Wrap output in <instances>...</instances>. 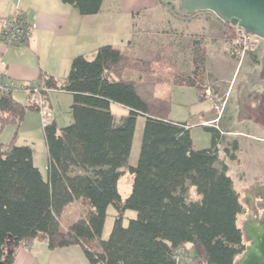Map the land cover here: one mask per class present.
<instances>
[{"label": "trees", "instance_id": "trees-1", "mask_svg": "<svg viewBox=\"0 0 264 264\" xmlns=\"http://www.w3.org/2000/svg\"><path fill=\"white\" fill-rule=\"evenodd\" d=\"M61 1L90 16L101 12L104 0ZM150 60L159 71L105 45L93 60L76 57L62 80L41 76L40 86L73 96V120L63 128L53 120L44 127L47 179L34 163L33 147L15 139L0 143V264H14L18 252L39 237L52 251L81 246L91 264H236L243 255L247 245L238 219L247 210L220 160L221 134L208 128L212 147L195 149L188 124L168 118L178 78L175 59L168 50ZM112 104L128 109V116L118 121ZM30 110L37 111L14 93H1V132L19 126ZM139 116L146 119L141 150L137 165L130 166ZM230 146L225 152L234 161L239 146ZM126 172L134 181L123 200L119 181ZM76 201L82 216L64 228L62 214ZM110 206L116 219L105 241ZM128 210L137 218L125 227Z\"/></svg>", "mask_w": 264, "mask_h": 264}, {"label": "rangeland", "instance_id": "rangeland-1", "mask_svg": "<svg viewBox=\"0 0 264 264\" xmlns=\"http://www.w3.org/2000/svg\"><path fill=\"white\" fill-rule=\"evenodd\" d=\"M147 1L149 2H144L146 5H142L140 0H104L101 25L111 23L114 18L120 29L115 33H103L98 37L99 42L96 46L99 48L112 45L119 48L145 61L152 71H159V66L150 60L151 56L157 54L163 56L164 51H170L177 64V76L181 78L179 83L191 86L186 90L174 88L172 109L168 118L188 124L196 150L212 147L214 134L208 128H228L233 132H241L242 135L238 137L224 136L223 143L225 148H231L230 145L234 142L240 146V160L233 163L227 159V162L231 165L232 177L235 180H238V176H245L244 184L237 185L244 204L246 196L250 195V187L257 182H264V82L259 78V63L264 47L260 53L248 55L240 64L230 26L224 23L226 28L221 32L218 25H222L223 22L214 13L203 11L186 15L179 0H156L154 4L150 3V0ZM95 52L88 54L86 58L93 60ZM188 62L190 67L193 66L190 74L194 77L183 75L190 72ZM165 71L168 72L169 69ZM175 82L178 83V79ZM205 87L211 88L210 94L213 99H206ZM249 93L255 98L249 102V110L246 112L244 105L247 104ZM70 102L73 103V100ZM215 103L219 106L218 109H215ZM111 111L118 121L129 114L128 109L118 104H112ZM68 116L72 122V115L66 113L65 118L61 120L62 127L70 124L67 123ZM214 116L218 117L216 125L212 122L204 124ZM145 121L142 116L137 118L130 166H136L138 163ZM35 151L37 164L47 179L48 174L42 167L44 162L48 161L43 144L37 142ZM133 181L134 176L130 172L121 177L119 192L123 200L130 196ZM81 216L79 201L67 206L61 218L63 227H69ZM115 216L116 211L110 206L102 235L105 241L110 238ZM136 218L137 212L128 210L124 219L125 227L129 225L130 220ZM245 219V215L238 219L241 229ZM10 242L11 240L9 246ZM48 250H50L48 242L44 237L36 239L28 248V252L37 258L36 264H46Z\"/></svg>", "mask_w": 264, "mask_h": 264}, {"label": "crops", "instance_id": "crops-1", "mask_svg": "<svg viewBox=\"0 0 264 264\" xmlns=\"http://www.w3.org/2000/svg\"><path fill=\"white\" fill-rule=\"evenodd\" d=\"M140 1H142V5H146L144 2H149L147 0ZM151 2L154 4L156 0H150ZM19 12L24 14L35 28L27 46L6 48L0 43V75L14 82L20 89L32 84H40L41 76L58 80L64 79L69 74L72 62L76 57H86L98 49L96 45L99 42V36L107 32L115 33L116 30L120 29L115 24L116 20L114 18L110 21L111 23L101 25V16L103 15L101 12L97 15L83 16L76 8L63 3L61 0H0V33L6 21ZM221 24L218 26L222 32L226 27L224 22ZM221 42H223V39ZM232 50H234L233 46ZM258 53L260 51L254 54ZM187 65L190 72L183 73V75L187 74L188 76L190 75L189 77H194L190 74L193 66L191 65L190 67L189 62ZM199 78L201 79V77ZM177 79L178 83L175 84L174 88L179 87L181 90H186V88L191 86L181 84L179 83L181 78L178 77ZM14 97L23 105L27 104L28 95L23 90L15 92ZM71 99L73 100V96L63 91H53L47 95L49 107L53 113L52 120L57 123L59 128H63L61 120L65 118L66 113L71 114V106L73 104L70 102ZM70 121L71 119L68 116L67 123L71 124ZM217 121L218 117L214 116L210 120L205 121L204 124L212 122L216 125ZM212 128L218 130L221 134L219 145L220 160L226 162L229 167V175L232 177L231 165L227 162V159H230L225 152L226 148L223 139L225 138L224 136L238 137L242 134L241 132H233L228 128ZM13 139L19 146L29 145L34 148V163L41 172L42 168L37 164L35 147L37 142H40L41 145L43 144V150L46 152L48 161L47 163L44 162L42 167L48 174V149L42 119L37 111H28L19 126L10 124L2 132L0 130V143L9 144ZM239 154L240 146L236 152L237 159L231 160L233 163L240 160ZM244 178L245 176H238V180H235L232 177L235 188L239 193L237 185H243L244 181H246ZM256 184L264 185V182H257ZM36 263L37 258L28 252V248H23L18 252L14 264ZM46 264L91 263L86 258L83 248L75 245L54 251L48 250Z\"/></svg>", "mask_w": 264, "mask_h": 264}, {"label": "water", "instance_id": "water-1", "mask_svg": "<svg viewBox=\"0 0 264 264\" xmlns=\"http://www.w3.org/2000/svg\"><path fill=\"white\" fill-rule=\"evenodd\" d=\"M186 15L208 11L229 26H240L246 32L264 40V0H179ZM259 78L264 82V51L260 60ZM263 192L264 186L259 185ZM248 242L236 264H264V216L249 218L242 229Z\"/></svg>", "mask_w": 264, "mask_h": 264}, {"label": "built area", "instance_id": "built-area-1", "mask_svg": "<svg viewBox=\"0 0 264 264\" xmlns=\"http://www.w3.org/2000/svg\"><path fill=\"white\" fill-rule=\"evenodd\" d=\"M34 28L35 26L29 22L26 16L19 12L6 21L0 33V43L6 48L27 46ZM230 31L232 32L233 45L240 58V64L248 55L263 51L264 40L261 38L246 32L240 26H230ZM20 90L28 95L27 106L38 111L43 127H46L53 118L47 95L55 90L39 84H32L20 89L14 82L0 75V94L3 92L15 93ZM204 90L206 99H213L210 94L211 88L205 87ZM218 108L219 106L215 103V109Z\"/></svg>", "mask_w": 264, "mask_h": 264}, {"label": "flooded vegetation", "instance_id": "flooded-vegetation-1", "mask_svg": "<svg viewBox=\"0 0 264 264\" xmlns=\"http://www.w3.org/2000/svg\"><path fill=\"white\" fill-rule=\"evenodd\" d=\"M247 98H248V101H246L247 104L244 105V110L246 112L249 110V102H252L255 96L249 93ZM258 186H259L258 184L251 186L250 191H249L250 195L248 194L244 200L247 213L245 214L246 219L244 221L243 228L246 227V224L249 218H252L255 221L257 218H261L262 216H264V199H262L263 192L261 191V189H259ZM261 186H264V185H261ZM246 245L248 246L247 241H246Z\"/></svg>", "mask_w": 264, "mask_h": 264}]
</instances>
